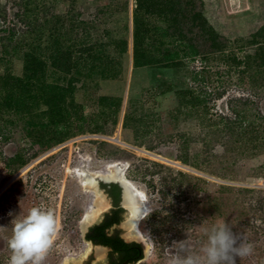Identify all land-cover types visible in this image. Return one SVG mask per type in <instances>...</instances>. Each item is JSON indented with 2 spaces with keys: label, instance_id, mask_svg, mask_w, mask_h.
Listing matches in <instances>:
<instances>
[{
  "label": "rangeland",
  "instance_id": "374dc122",
  "mask_svg": "<svg viewBox=\"0 0 264 264\" xmlns=\"http://www.w3.org/2000/svg\"><path fill=\"white\" fill-rule=\"evenodd\" d=\"M71 1L48 0V12H70L80 21H91L98 15L100 26L92 27V31L100 34L108 25V21H102L111 5L116 30L123 33L127 21L132 29L134 0H128V10L124 0ZM204 1L205 14L225 44L221 54L226 58L254 54L259 45L252 42L253 35L264 28V0ZM24 2L0 0V15L6 18L4 23L0 16V29L15 26L17 32L22 31L23 24L15 13ZM3 35L6 33L0 31V55L10 45L1 39ZM115 54L119 64L113 78L75 73L81 79L75 83V98L86 115L85 121H24L0 102V264H8L11 252L7 241L15 222L33 207L53 212L58 225L43 264H63L65 257L88 250L81 222L95 197L84 190L77 172L88 157L89 172H108L111 165L127 162L126 178L145 195L147 212L138 229L151 251L139 264H170L173 241L188 235L199 242L205 238L203 230L219 222L228 223L253 245V253L237 264H264V151L256 156L230 154L231 159L226 161L224 145L231 142L227 143L230 138L224 136L216 137L214 150L206 153L199 119L177 116L176 110L184 108L175 91H155L160 80L173 78L176 84L179 73L154 66L134 67L131 50ZM12 60L11 64L0 63V74L9 67L14 74H23V61L14 56ZM192 65L199 67L200 63ZM240 82L230 84L223 98L211 102L212 112L230 114L229 100L244 97L255 101L254 108L264 115V89ZM104 96L122 100L118 113H113L116 105L101 101ZM126 114L131 115L128 120ZM18 156L26 163L11 160ZM222 184L233 189L224 191ZM154 225H159L162 239L153 231Z\"/></svg>",
  "mask_w": 264,
  "mask_h": 264
},
{
  "label": "trees",
  "instance_id": "16d2710c",
  "mask_svg": "<svg viewBox=\"0 0 264 264\" xmlns=\"http://www.w3.org/2000/svg\"><path fill=\"white\" fill-rule=\"evenodd\" d=\"M47 1L25 0L23 7L15 13L23 24L21 32H17L15 26L0 29L6 33L1 39L10 43L5 46L4 55H0V63L11 64L13 56L23 61L22 75L14 74L10 67L0 74V102L18 118L54 123L85 121L86 115L75 98V83L81 80L75 73L113 78L119 64L115 52L121 55L131 50L134 67L154 66L161 71L174 69L179 73L176 84L173 78L160 80L155 91L162 94L175 91L184 108L176 110L177 116L185 114L186 119H199L204 129L202 142L206 153L213 149V141L224 136L230 138L227 143L231 142L224 145L226 161L231 159L230 154L234 157L256 156L264 151V115L254 108L255 101L231 98L230 114L214 113L211 107V102L225 96L230 84L246 81L253 88L264 89V28L253 35L252 42L259 45L254 54L226 58L221 54L225 47L222 36L205 14L204 0H134L133 26L131 29L127 21L123 33L112 25L110 5L104 12L106 20L102 21H108V25L100 34L92 31V27L100 26L98 15L91 21H80L70 12L50 13ZM124 6L125 10L129 9L128 0H124ZM0 16L5 23V16ZM7 54L11 59H7ZM195 62L200 66H193ZM210 86L214 87L208 90ZM101 101L109 102V106L116 105L113 113H118L122 106L118 97L104 96ZM130 116L126 114V120ZM11 160L22 165L26 163L21 156ZM101 184L116 207L90 227L86 239L111 247L117 254L113 264L137 262L144 257L141 243L126 242L117 233L108 234V229L123 218L124 209L119 206L122 189L114 182ZM221 188L229 191L233 186L222 184ZM225 202L221 204L225 205ZM153 231L162 239L159 225H154Z\"/></svg>",
  "mask_w": 264,
  "mask_h": 264
},
{
  "label": "clouds",
  "instance_id": "9594fccd",
  "mask_svg": "<svg viewBox=\"0 0 264 264\" xmlns=\"http://www.w3.org/2000/svg\"><path fill=\"white\" fill-rule=\"evenodd\" d=\"M57 230L53 212L31 208L12 228L7 241L11 252L8 264H43ZM203 231L205 238L199 242L188 235L184 240L173 241L170 264H237L253 253V245L246 236L234 232L226 222L213 224Z\"/></svg>",
  "mask_w": 264,
  "mask_h": 264
},
{
  "label": "water",
  "instance_id": "95a60500",
  "mask_svg": "<svg viewBox=\"0 0 264 264\" xmlns=\"http://www.w3.org/2000/svg\"><path fill=\"white\" fill-rule=\"evenodd\" d=\"M89 160L90 157L86 158L83 161V165L77 170L78 175L84 181V190L89 191L95 197V202L90 204L87 214L81 222V231L84 240L86 241L85 232L89 226L99 222L103 216L110 211L112 206V199L107 190L102 187L101 182L118 183L123 189L122 204L127 208L123 212V218L119 228L122 230V235L126 237L127 240L136 237L138 241L144 244L145 256L143 260H146L150 255L151 247L141 235L138 224L147 210L137 191L124 176V171L128 163L120 162L111 165L108 172H89L87 170ZM88 243L89 248L86 252L79 256L65 257L63 264H109L108 247L104 245H93V243L90 242Z\"/></svg>",
  "mask_w": 264,
  "mask_h": 264
},
{
  "label": "flooded vegetation",
  "instance_id": "af4514ba",
  "mask_svg": "<svg viewBox=\"0 0 264 264\" xmlns=\"http://www.w3.org/2000/svg\"><path fill=\"white\" fill-rule=\"evenodd\" d=\"M121 187V186H120ZM121 189H122V187H121ZM123 190V189H122ZM122 194H123V191H122V193H121V200H120V203H119V206L120 207H122L124 210H123V212L127 209L123 204H122ZM110 196V195H109ZM111 197V196H110ZM111 199H112V197H111ZM112 201V206H111V209H110V211H108L107 213H110L111 211H112V209H114L116 206L114 205V202H113V199L111 200ZM106 213V214H107ZM105 214V215H106ZM105 215L103 216V218L102 219H104V217H105ZM122 216H123V214H122ZM101 219V220H102ZM100 220V221H101ZM121 223V222H120ZM120 223H118V224H114L112 227H110L109 229H108V234L109 235H114V234H118L122 239H124L126 242H139V243H141V246H142V252H143V255L145 256V246H144V244L141 242V241H138L137 239H136V237H132V239H130V240H127L126 239V237H124L123 235H122V230L119 228V225H120ZM90 227L91 226H89V228L87 229V231L85 232V239H86V234H87V232L89 231V229H90ZM86 241L87 242H90V243H93V245H101V244H95L93 241H91V240H87L86 239ZM105 246V245H104ZM106 247H108V246H106ZM108 250H109V264H113V260L117 257V254L116 253H114L113 252V250H112V248L111 247H108ZM144 259V257L143 258H141L140 260H138L137 262H130V263H127V264H135V263H139V262H141L142 260Z\"/></svg>",
  "mask_w": 264,
  "mask_h": 264
},
{
  "label": "bare ground",
  "instance_id": "6f19581e",
  "mask_svg": "<svg viewBox=\"0 0 264 264\" xmlns=\"http://www.w3.org/2000/svg\"><path fill=\"white\" fill-rule=\"evenodd\" d=\"M124 176H125V174H124ZM125 178H126V176H125ZM126 180L132 185V187L137 191V193L139 194V196H140V198H141V200H142V202L144 203V205H145V200H144V197H145V195L143 194V192H140L139 190H137L136 189V187L126 178ZM147 210V209H146Z\"/></svg>",
  "mask_w": 264,
  "mask_h": 264
}]
</instances>
